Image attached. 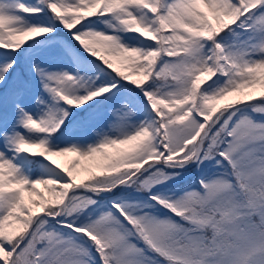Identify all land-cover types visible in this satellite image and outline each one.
Returning a JSON list of instances; mask_svg holds the SVG:
<instances>
[{
    "label": "snow or ice",
    "instance_id": "snow-or-ice-1",
    "mask_svg": "<svg viewBox=\"0 0 264 264\" xmlns=\"http://www.w3.org/2000/svg\"><path fill=\"white\" fill-rule=\"evenodd\" d=\"M37 5L0 4V49L19 53L53 33L16 14L46 9L115 83L33 63L51 99L34 116L25 106L31 77L15 60L0 65V101L16 117L11 133L0 130L14 153L0 152V264H264V0ZM93 18L113 34L87 29ZM121 33L148 46L125 44ZM121 83L140 106L129 99L111 109L114 135L85 118L75 135L95 134V143H52L69 129L67 109L115 95ZM19 154L58 172L31 179ZM68 156L67 165L55 159ZM190 169L195 178L178 184Z\"/></svg>",
    "mask_w": 264,
    "mask_h": 264
},
{
    "label": "rangeland",
    "instance_id": "rangeland-1",
    "mask_svg": "<svg viewBox=\"0 0 264 264\" xmlns=\"http://www.w3.org/2000/svg\"><path fill=\"white\" fill-rule=\"evenodd\" d=\"M23 3L30 7H35L37 5V0H0V4H7V3ZM17 15L24 18L28 25H42V26H52L55 28V31L51 33L47 37H40L32 43L33 46L26 50V46L21 49V54L19 53H7L5 54L4 50L0 49V65L4 63H11L13 60L16 61V68L18 72H23L27 75L29 71V76L31 77L33 88L31 93L25 98V106L26 110L30 111L34 116L41 115L46 107L51 104V99L47 93L43 92L42 86L39 84L38 77L35 76V73L32 72V64L37 63L41 67L48 69L49 71H56V72H68L73 76H82L86 80L94 81V86H103L107 84L115 83L112 77L108 76L103 69V66L99 65L98 61L92 62L90 59H86L82 52H79L78 49L82 48L80 45L72 38V34L65 31L62 27L56 26L54 23L48 22V16L50 14L47 13L45 9L44 12L39 14V18L33 16H27L22 12H17ZM96 19V18H93ZM87 29H91L94 31L105 32L106 34H113L111 29L107 28L105 23H102V26L93 25L89 22L86 25ZM122 37V41L128 45L134 46H148V42L141 41L138 36L134 34H120ZM56 37V38H55ZM51 39L48 43L44 41ZM55 38V39H54ZM25 52L27 53V60L25 59ZM99 78V79H97ZM115 95L111 93L109 100H110V107L109 109H105L102 107L103 104L99 103V108L95 110H84L87 112V116L84 118H79V111L77 115L74 117V112L70 111L69 119L65 123L69 124V129L64 135H58L57 138H52V143L58 147H68L72 145H76L78 147H86L89 144H93L97 140V136L95 134H89L88 136H77L75 135V131L77 125L83 122L85 118L91 120V127L100 130L103 129V132L110 133L108 128V124L111 121V116L109 115L111 109L118 107L121 102H126L129 99L134 100V103L137 106H140V101L138 95H134L133 92L127 88H119L118 90H114ZM35 95H41L44 104L37 106L33 97ZM1 102V106L7 108L6 104ZM87 105H85L82 109H84ZM64 107V105H61ZM142 107V106H141ZM80 110V109H76ZM1 113V111H0ZM141 119L144 118V114L140 113ZM16 124V117L12 113L9 115L3 116L0 118V130H4L7 128L8 132L11 133L12 127ZM16 131L22 132L26 137H29V134L25 132L22 128H16ZM30 139H36V136H30ZM0 152H4L7 156L11 157L14 153L8 151L5 147V141L2 136H0ZM71 157V156H68ZM68 157H57L55 159L58 162L67 165L73 158ZM31 158L27 157L25 154H19L16 156L15 163L22 167L25 174L29 175L31 179L37 178H48L50 176H54L58 170L54 169V167L49 163H44L42 167L44 170L41 174L34 176L31 173V168L29 167V161ZM83 164L85 162H82ZM190 175L189 172H185L183 175L184 179L186 176ZM86 178V174L83 172H78V180L84 181ZM181 179V180H182ZM169 184H172L170 181ZM161 190H165L163 186H161ZM144 193H136L137 197H144L145 195H141Z\"/></svg>",
    "mask_w": 264,
    "mask_h": 264
},
{
    "label": "trees",
    "instance_id": "trees-1",
    "mask_svg": "<svg viewBox=\"0 0 264 264\" xmlns=\"http://www.w3.org/2000/svg\"><path fill=\"white\" fill-rule=\"evenodd\" d=\"M56 38V37H55ZM54 38V39H55ZM32 42H34V41H32ZM45 43H48L47 42V40L46 41H44ZM31 46H33L32 44H31ZM2 50V49H1ZM82 54L84 55V57L86 58V59H91L92 61H95L92 57H90L87 53H85L84 52V50L82 49ZM19 54H21V51L19 52ZM99 65H100V63H99ZM115 81V80H114ZM119 88H127V89H129L127 86H125V85H123L122 83L120 84V87ZM130 90V89H129ZM100 99V98H99ZM99 99H97V100H99ZM96 101V100H95ZM95 101H93L92 103H91V105H87L84 109H80V110H76V109H72V108H69L70 109V111H73L74 112V117L77 115V113L79 112V111H84L85 109L86 110H92V109H94L95 108V106H93L94 105V103H95ZM3 104H5L4 102H3ZM0 105H1V102H0ZM2 107V106H1ZM0 107V108H1ZM69 120H71V119H69ZM58 135V134H57ZM56 135V136H57ZM27 157H29V158H31L30 159V161H29V167L31 168V173L34 175V176H36V175H39V174H41L42 172H43V168L42 167H40V166H42L44 163H46L47 161H44L42 158H39V157H31V156H27ZM68 158H73L74 159V157H68ZM84 164H87V162H85ZM187 172H189L190 173V175H188V176H186L184 179H182V180H180L179 182H177L178 184H184V183H186V182H190V180H192V179H194L195 178V176H196V172H195V170L194 169H190V170H188Z\"/></svg>",
    "mask_w": 264,
    "mask_h": 264
}]
</instances>
